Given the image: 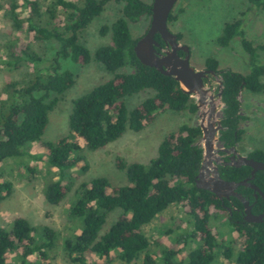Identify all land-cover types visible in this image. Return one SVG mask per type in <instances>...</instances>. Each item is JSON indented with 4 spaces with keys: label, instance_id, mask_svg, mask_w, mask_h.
Returning a JSON list of instances; mask_svg holds the SVG:
<instances>
[{
    "label": "trees",
    "instance_id": "trees-1",
    "mask_svg": "<svg viewBox=\"0 0 264 264\" xmlns=\"http://www.w3.org/2000/svg\"><path fill=\"white\" fill-rule=\"evenodd\" d=\"M111 1L121 5V15L101 29V34L110 33L111 42L98 47L92 57L79 42V35ZM247 1L250 8L264 10V0ZM0 13L9 23L3 53L0 48V68L28 71L3 87L0 164L21 159L26 155V145L40 141L57 98L74 83V74L64 63L86 65L94 58L112 76L72 101L66 137L42 142L46 163L58 178L43 191L48 204L56 206L66 197L71 187L70 171L83 160V147L91 151L104 149L126 130L139 132L167 111L197 113L195 100L178 82L141 64L135 56L133 48L138 38H133L129 24L146 21L149 26L151 4L142 0H0ZM175 20L171 12L167 23ZM155 40L164 45L159 35ZM235 40L249 57L247 74L218 70L219 63L213 57L204 63L206 69L218 71L222 82L221 124L225 130L220 132L219 139L224 147L238 144L244 133L240 129L241 92H264V42L254 46L248 41L240 20L225 25L217 45L227 48ZM32 41L50 43L49 56L39 55ZM142 91H150L152 96L128 110L125 98ZM199 138V126L184 123L161 140L156 157L147 165L124 164L117 159L116 166L125 171L127 184L113 187L105 177L81 183L75 191L76 201L67 211V218L80 227L71 239L59 241L52 228L32 226L23 217H14L10 229L0 227V264H50V254L58 242L66 258L75 264H87L89 255L109 261L111 254L122 264H131L144 253V264H154L144 227L173 205L183 206L190 218V230L182 231L175 239L187 255L178 259L180 248L159 244V264H222L221 256L234 264H264V222H245L243 205L238 199L232 197L230 204L196 188L195 177L203 153L197 144ZM248 157L264 161V152L254 150ZM219 173L226 181L239 182L251 176V168L226 166L220 167ZM251 183L264 194V171L256 172ZM11 189L10 182L0 181V203ZM237 192L248 199L253 214L264 213V201L260 196L254 198L253 189L239 186ZM225 206L230 208L231 215ZM116 209L121 210L120 217L100 235L107 215ZM213 213L226 216L230 231L243 239L241 249L235 250L231 239H217L208 225ZM12 254L18 260L8 263Z\"/></svg>",
    "mask_w": 264,
    "mask_h": 264
},
{
    "label": "rangeland",
    "instance_id": "rangeland-1",
    "mask_svg": "<svg viewBox=\"0 0 264 264\" xmlns=\"http://www.w3.org/2000/svg\"><path fill=\"white\" fill-rule=\"evenodd\" d=\"M151 4L152 0H142ZM247 0H178L172 10L176 20L167 23L168 29L175 35H179V42L189 48L190 65L201 70L205 68V62L209 57L218 61V70L230 69L233 72L247 74L250 70L249 57L240 46L238 40L233 41L227 48L217 45V39L221 36L227 23L235 20L243 22L245 38L253 45L264 42V10L250 8ZM183 11V12H180ZM121 15V5L108 2L99 16H97L79 35V42L84 45L93 57L94 51L111 42L110 33L101 34L103 27H109ZM133 38L141 37L148 28L146 21L129 24ZM9 38V23L0 13V48ZM30 41V40H29ZM33 49L39 54L49 56L50 43H37L32 41ZM74 74L73 85L59 98H57L52 110L49 112V121L40 141L26 145V155L18 160H9L0 164V181H8L12 184L10 195L0 203V227L10 229L14 217H23L32 226H48L59 235V241L71 239L79 233L80 227L76 222L67 218V211L76 201V189L81 183L89 182L96 177H105L113 187L127 184L124 170L117 168V159L124 164L138 162L147 165L157 155L158 145L170 132L176 131L180 125L186 123L190 126H199L198 110L196 114L187 111L174 113L167 111L159 114L151 123L139 132L126 130L116 141L110 143L104 149L91 151L83 147L81 153L83 160L71 169L70 190L60 204L53 206L48 204L43 196V191L50 181L57 180L55 170L48 167L45 160V151L42 142H55L66 137L68 118L71 113L72 101L95 86L109 80L112 76L97 63L94 58L86 65L64 63ZM124 71V70H123ZM28 71H11L6 67L0 68V99L3 97L4 85L10 80H19ZM220 79V78H219ZM264 83V77L262 79ZM207 87L212 94L218 90V83L210 80ZM152 96L150 91H142L136 95L125 98L128 110L138 106L143 100ZM196 100V97H192ZM240 129L243 130L241 141L237 144V151L242 156H248L251 152H264V92L252 93L242 91L239 96ZM223 105H220L217 117H222ZM197 144L202 148L201 138ZM219 147V145H217ZM82 167H85L83 170ZM183 206H171L148 226L144 232L150 240L152 249L149 252L154 264H159V247L179 249L178 259L187 255V250L182 244H176L177 234L190 230V218ZM121 210L111 211L107 217L100 235L107 232L110 226L120 217ZM225 215L213 213L209 220V227L217 234V239L228 241L231 239L235 250L242 248V237L230 231L225 223ZM170 230V234H165ZM195 243L189 247L194 246ZM145 253L131 264H144ZM16 254L8 258V263L17 262ZM87 264H122L114 254L111 260L105 261L95 255H89ZM219 261L222 264H234L225 260L222 256ZM50 264H75L68 260L62 250L60 242L50 254Z\"/></svg>",
    "mask_w": 264,
    "mask_h": 264
},
{
    "label": "water",
    "instance_id": "water-1",
    "mask_svg": "<svg viewBox=\"0 0 264 264\" xmlns=\"http://www.w3.org/2000/svg\"><path fill=\"white\" fill-rule=\"evenodd\" d=\"M177 2L178 0H152L149 26L134 45L135 56L141 64L172 77L186 94L196 97L197 109L201 110L199 128L201 142H203L202 162L195 177L196 188L209 191L220 200L235 197L243 205L245 222L263 223L264 213L253 214L248 199L236 190L239 186L251 188L254 191V198L257 199L260 196L264 201L263 192L251 183L256 172L264 171V161H256L248 156L240 155L235 146L226 148L222 145L219 136L225 128L221 124V118L217 117L222 104V82L218 71L193 68L190 65L189 48L181 44L177 35L168 29V17ZM156 35H159L164 47H161L155 40ZM210 80L218 83V90L215 94H212L207 87ZM219 153L232 154L227 162H223L224 165L236 168L248 166L251 168V176L239 182L222 179L217 166L221 162Z\"/></svg>",
    "mask_w": 264,
    "mask_h": 264
},
{
    "label": "flooded vegetation",
    "instance_id": "flooded-vegetation-1",
    "mask_svg": "<svg viewBox=\"0 0 264 264\" xmlns=\"http://www.w3.org/2000/svg\"><path fill=\"white\" fill-rule=\"evenodd\" d=\"M161 47H164V45L163 46H161ZM157 51H160L159 49H156ZM179 54L182 56V53L181 52H179ZM235 147H236V149H237V144L236 145H234ZM232 147V146H231ZM226 148H230V147H226ZM239 153V152H238ZM218 156L220 157V159H221V162L217 165L218 166V169L220 168V167H226L227 165H224V163L223 162H227L228 160H229V158L232 156V154H227V153H219L218 154ZM215 163H213V165H214ZM237 191V190H236ZM231 198L232 197H230L229 199H225V198H223L221 201H224V200H227L230 204H231ZM235 198V197H234ZM225 208L228 210V212H229V214L231 215V211H230V208L229 207H226L225 206Z\"/></svg>",
    "mask_w": 264,
    "mask_h": 264
}]
</instances>
